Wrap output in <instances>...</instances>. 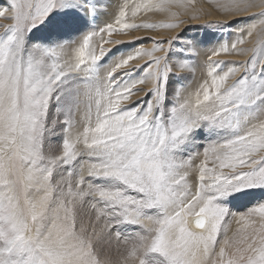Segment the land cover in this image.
Segmentation results:
<instances>
[{
    "label": "snow or ice",
    "instance_id": "6c2138e0",
    "mask_svg": "<svg viewBox=\"0 0 264 264\" xmlns=\"http://www.w3.org/2000/svg\"><path fill=\"white\" fill-rule=\"evenodd\" d=\"M110 7L11 0L0 10L12 21L0 25V264H114L102 255L113 242L115 264H264V203L231 236L226 226L232 199L264 189V0L220 5L258 23L212 50L192 91L199 51L173 47L182 32L137 37L152 47L125 57L105 45L180 28L194 0H123L112 22L92 27ZM151 12L170 19L138 20ZM41 27L48 38L32 40ZM245 34L257 36L251 49L240 47ZM233 53L248 58L214 59Z\"/></svg>",
    "mask_w": 264,
    "mask_h": 264
},
{
    "label": "rangeland",
    "instance_id": "374dc122",
    "mask_svg": "<svg viewBox=\"0 0 264 264\" xmlns=\"http://www.w3.org/2000/svg\"><path fill=\"white\" fill-rule=\"evenodd\" d=\"M123 0H113V10L111 12V19L110 22H112L114 13L118 10V5L122 3ZM131 2V0H130ZM195 2V7H200V10L196 14L199 18L198 19H191L190 16L193 15L192 12H188V17L187 16H180V19L184 21V23L187 24L186 27H183L181 31H177L176 29H157L155 31H146V30H140L136 32H131L129 34H113L112 37H110L111 40L116 41V38L118 39L117 41H120L117 46L110 48L109 44L105 45V48L107 49H112V52L115 54V57H125L127 54L134 52L135 50L139 49L140 47L146 48L148 45L152 44V41H147L144 43H140L139 41L135 40L137 37H143V36H152L156 40L164 39V38H169L173 35H176L178 33H181L178 42L173 46L177 50L181 46H186L191 42L192 44H195L198 48L199 55L196 63L200 66V68L197 70V74L195 73V77L192 76L191 82H190V88L189 90H195V88L198 86V84L202 81L203 74H205L204 71H206V66H205V61L209 55H211L212 50L214 48H218L219 44L222 42H226L231 44L234 42L238 37H240V29H247L249 25L253 23H258V18H253L249 14H238L237 13H231V12H225L223 8L220 7L221 4H224L227 2V0H194ZM7 4H11V0H0V6ZM195 9V8H194ZM202 9V10H201ZM0 10H3L0 7ZM204 10V11H203ZM258 11L257 9H251L250 12H256ZM201 12V14H200ZM205 12V13H204ZM204 13V14H203ZM203 14V15H202ZM230 15H235L233 17H241V18H233L229 19L227 16ZM202 16V17H201ZM205 16L208 17L204 21L201 19ZM209 16H216V17H209ZM186 18V19H185ZM170 19L166 14L160 13V12H151V13H140L138 20H145L148 22H167ZM186 20V21H185ZM217 21H224L227 26L224 27H212L210 26L211 22H217ZM12 21L9 19H3L0 18V25H8L11 24ZM182 23V24H184ZM105 24L103 23H97L94 22L92 27L99 28L103 27ZM86 25L81 26V30H84ZM86 29L85 31H87ZM177 31V32H175ZM5 29L4 27H0V35L4 34ZM171 33V34H170ZM49 36L48 30L44 27H41L39 29H36L33 31L31 35L32 40H44L47 39ZM127 36V38L122 37ZM66 38V37H65ZM95 41L98 43L100 41V37L94 38ZM105 39H109V37L105 36ZM130 39V40H129ZM257 39V36L254 34L252 37H247L245 34V40L246 43L241 45L240 47L246 48V49H251L255 41ZM124 40V41H123ZM230 40V41H229ZM232 40V41H231ZM128 41H135L134 43H127ZM163 53H157V55H162ZM124 55V56H123ZM71 56V51L68 52L67 56H65L63 59H68ZM114 57L110 55L108 57V61L111 62ZM248 57L245 55H239V54H221L217 57H214L215 60L218 61H226V62H243L247 59ZM146 60L143 61L142 64H144ZM137 65H141L137 64ZM136 64H131L129 65V68H134ZM233 66L232 63H228L227 65L223 66L224 70H227V67ZM204 69V70H203ZM200 73V74H199ZM142 73L136 74L135 78H139ZM198 76V77H197ZM201 77V78H200ZM200 78V79H199ZM231 82V80L229 81ZM141 86V85H137ZM145 89V88H144ZM146 91V90H145ZM141 93V92H140ZM138 93L137 95L132 97V101H136L138 103H142L141 98L144 96L142 94ZM199 143H204L206 144L207 141H200ZM57 148H59V143L56 142ZM194 166L199 163V159H196L194 162ZM189 182L193 183L195 182V176H191L189 178ZM194 190V188H193ZM253 194L249 195H239L236 198L232 199L230 202V205H232L234 202H236L239 199H246V202L249 201L252 203V200H255L257 204L259 203H264V189H255L252 190ZM263 193L260 196H258L256 193ZM252 203L248 205H239V206H230L231 211L234 214V216L227 218L226 226L228 228L227 231V236H231L232 232L238 227L236 223V219H238L239 215L243 214L246 212L249 208L256 206L257 204ZM255 204V205H253ZM123 231L130 232L131 229H123ZM226 238L225 235L222 233L220 236L221 242L223 239ZM114 246V242L113 245ZM106 255L111 254L110 251H104Z\"/></svg>",
    "mask_w": 264,
    "mask_h": 264
},
{
    "label": "bare ground",
    "instance_id": "6f19581e",
    "mask_svg": "<svg viewBox=\"0 0 264 264\" xmlns=\"http://www.w3.org/2000/svg\"><path fill=\"white\" fill-rule=\"evenodd\" d=\"M102 3H106V4H110L111 5V7L109 8V10H108V12H107V14H104V15H100L99 16V18L95 21V22H97V23H103V24H106V23H109L110 22V19H111V12H112V10H113V5H114V3H113V0H102ZM2 9H5V8H9L10 7V5L9 4H7L6 5V3L4 4V5H2V6H0ZM200 10V7H195V9H189L187 12H184V13H182V17L184 16H187L188 17V12H192V13H195V14H197L198 13V11ZM202 10V9H201ZM204 11V10H203ZM205 13V12H204ZM203 13V14H204ZM200 14H201V12H200ZM202 14V15H203ZM233 16H235V15H230V16H227V18H229L230 20L231 19H233V18H241V17H233ZM237 16H238V14H237ZM191 17V16H190ZM202 17V16H201ZM209 17H211V18H213V17H216V16H209ZM206 18H208V17H206ZM205 18V16L203 17V18H201L203 21L206 19ZM186 19V18H185ZM186 21V20H185ZM187 26V24L186 23H184V24H181V26H180V28H178V29H176L177 31H181L182 29H183V27H186ZM177 31H175V32H177ZM171 34V33H170ZM123 38H127V36H123L122 37V39ZM118 39L116 38V41H117ZM130 40V39H129ZM124 41V40H123ZM230 41V40H229ZM232 41V40H231ZM118 44H115V43H113V44H109V47L110 48H113V47H115V46H117ZM152 47V44H150V45H148L146 48H151ZM124 56V55H123ZM200 56V55H199ZM147 58H144V59H137V60H133V61H131V64H142L143 63V61L144 60H146ZM204 70V69H203ZM198 72H199V70H198ZM205 72V71H204ZM197 74V73H196ZM200 74V73H199ZM204 75V74H203ZM193 77H195V76H193ZM198 77V76H197ZM201 78V77H200ZM199 78V79H200ZM195 79H197L196 77H195ZM150 85H147V84H145V85H141V86H138L139 88H145V90H147V88L149 87ZM191 87V86H190ZM140 94H142V95H144V92H141ZM258 196H260L261 194H263L262 192L261 193H256ZM255 202H257V201H255V200H252V203H255ZM251 202H249V201H247L246 202V199H239V200H237L236 202H234L232 205H230V206H239V205H248V204H252ZM255 204H257V203H255ZM255 204H253V205H255ZM127 233V232H126ZM102 247H103V249H104V251H110L111 252V254H109V255H106V253L103 251L102 252V255L103 256H110L111 258H112V260H113V262H114V264H115V261H116V259H117V256H116V253H115V251L113 250L114 249V246H112V247H109L107 244H105V245H102Z\"/></svg>",
    "mask_w": 264,
    "mask_h": 264
}]
</instances>
